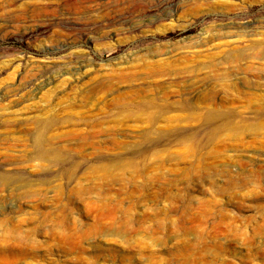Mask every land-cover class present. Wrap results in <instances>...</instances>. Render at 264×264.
Here are the masks:
<instances>
[{"label":"rangeland","instance_id":"374dc122","mask_svg":"<svg viewBox=\"0 0 264 264\" xmlns=\"http://www.w3.org/2000/svg\"><path fill=\"white\" fill-rule=\"evenodd\" d=\"M236 14L0 0V264H264V61L201 66Z\"/></svg>","mask_w":264,"mask_h":264},{"label":"bare ground","instance_id":"6f19581e","mask_svg":"<svg viewBox=\"0 0 264 264\" xmlns=\"http://www.w3.org/2000/svg\"><path fill=\"white\" fill-rule=\"evenodd\" d=\"M126 1L130 2L132 0H126ZM223 6H226L225 8L227 10L233 8L225 1L223 2ZM128 7L131 8V5L128 4L125 7V9L122 10L123 11L122 13L125 14ZM142 11L146 13V9L142 8ZM119 13H121V11ZM241 16L238 14L234 16H227V15L222 16L225 18L227 23L224 24V27L219 28L218 33L221 32V34L225 35L234 32L235 33L234 37L236 39L225 41L219 44L218 47H215L214 49L220 48L219 52H215L212 54L208 53L206 56H203V58H205V62L201 65L203 68L208 69L209 71L216 72L219 67L216 65H224L226 63L233 64L234 62H240L245 60L247 58V56L245 55L246 52H252L256 59H260L264 61V24H254L252 22L242 24ZM31 34H33V31L30 33V35ZM201 37L202 36H200L199 38ZM199 38L195 41V46L202 44L201 43L202 39ZM147 54L149 53L147 52ZM193 54L196 55V57H198L197 53H193ZM220 55H222L221 59H219ZM217 60L220 61L222 60V61L216 62ZM146 66L150 69H155L154 76H159V77H164L167 75L165 68L167 67L171 68V65L167 66V64L164 63L158 64L157 62H152L151 64ZM99 86H100L99 83L96 84L93 91H96ZM140 104H146L145 106H148L150 105V102H145ZM43 123H44L43 121L42 122L39 121V124H43ZM35 137H36L35 138L36 143L41 147H44V144H46L45 137H43L42 135H36Z\"/></svg>","mask_w":264,"mask_h":264}]
</instances>
